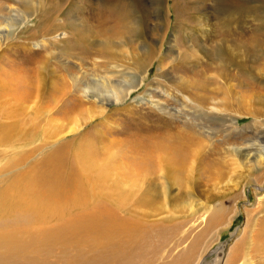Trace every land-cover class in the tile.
<instances>
[{"label": "rangeland", "instance_id": "374dc122", "mask_svg": "<svg viewBox=\"0 0 264 264\" xmlns=\"http://www.w3.org/2000/svg\"><path fill=\"white\" fill-rule=\"evenodd\" d=\"M21 1L0 0V68L36 71L41 94L36 100H18V104L0 93V126L8 129L17 151L29 152L24 164V161L14 160L11 169H1L2 172L17 175L24 166L40 163L48 152L69 142L63 156L79 173V179L86 181L85 174L104 178L109 173L116 186L113 182L107 183L109 179L97 182V188L101 186L96 193L90 195L83 191L77 204L65 206L66 218H75L80 212L85 215L90 208L106 205L111 213V223L118 227L134 221L144 233L143 239L130 244L116 257L117 264H262L264 254H256L253 245L264 234V54L257 55L253 64L258 66L254 71L241 72L237 80L219 75L220 69L207 56L210 45L206 40L208 34H214L222 25L217 0H176V5L174 0H56L55 21L50 18L54 31L45 43L42 37H29L32 28V31L36 29V35L39 32L36 26L40 12L33 16L27 12V19L24 18ZM247 5L254 8L246 13L244 20L254 34L257 32L256 35L262 36L264 0H252ZM118 18L131 25L132 33L125 34L122 52H116L120 57L116 63H103L101 60L105 58L93 51L92 55L88 52L73 56L64 53L73 43L69 40L73 39L74 28H87L88 24L107 20L105 26L112 30ZM15 26L20 28L15 29ZM95 29L90 36L95 35L93 41L99 43L103 38ZM152 48L157 52L155 58L144 67L147 71L140 69L139 73L140 76L145 74L146 78L123 100L116 103L92 101L91 93L85 97L74 88L73 94L84 103L72 111L61 112L57 110L61 102L48 101L47 90L58 84L55 82L58 75L68 82H72L73 74L78 81L85 75L102 77L106 74L120 80L124 78V72L133 71V64L145 59V52L149 54ZM184 55L197 59H185ZM159 63L163 65L162 71ZM112 65H120L118 75L112 72ZM136 71L134 69L135 75ZM164 72H171V76ZM182 78L190 84L195 79L203 80L200 84L206 88L202 92L206 97L210 96L205 108L215 104L220 106L216 102L227 98L228 111H220V114L236 117L237 128L223 127L221 123L226 121L229 125L231 120L218 117L219 112L204 113L185 103L182 93L188 96L190 86L184 91L175 88ZM223 82L227 89H221ZM153 89L154 97L166 102V109L150 105L147 97ZM170 118L177 126H191L194 132H201L199 137L203 145L196 148L185 165L178 169L162 166L154 171L155 174L141 179L143 183L139 180V190L131 184L130 178L117 177L112 169L133 156L132 142L144 134L160 131L170 123ZM86 142L90 143L94 154L85 151ZM214 146L220 150V155H213L221 161L218 168L210 167L209 163L212 156L208 157V150ZM232 147L239 150L232 151ZM8 154L6 152L4 157ZM107 184L109 193H105ZM147 188L151 189V196L144 198L145 201L138 199L143 190H146L144 195L148 192ZM51 222L46 219L45 225ZM81 235L77 230L75 237ZM83 247L79 256L75 247L56 248L44 264L108 262L107 252L93 253L87 245Z\"/></svg>", "mask_w": 264, "mask_h": 264}, {"label": "bare ground", "instance_id": "6f19581e", "mask_svg": "<svg viewBox=\"0 0 264 264\" xmlns=\"http://www.w3.org/2000/svg\"><path fill=\"white\" fill-rule=\"evenodd\" d=\"M55 1L56 0L21 1L24 3L22 6L25 10L24 18L27 19V17H25L27 12L30 14L29 16L35 12L37 14L40 12V21L36 26L39 32L36 35V29L34 28L35 30L32 31V28L30 31V38L39 36L42 37V42L45 43V39L49 38L48 35L54 31V24H50V18L54 20ZM250 1L252 0H217V5L220 8V16L222 17V25L217 32L208 34V38H206L210 45L207 56L209 55L210 61L217 65V69H220L219 75L228 80L239 77L241 72L251 73L254 71V68L258 66L257 64H253L257 61V55L260 53L264 54V31L263 34L261 33L262 36L256 35L257 32L254 34L250 26L247 25V20H244L246 13H250L254 8L247 5ZM105 2L101 3L104 4ZM174 4L176 5V0H174ZM47 5H49V8L46 7ZM118 19L116 20L117 22L115 21V26L112 30H110L111 28L108 26H105L107 20L97 21L96 24H88L87 28H74L71 33L73 39L69 40L73 43L65 48L64 53L73 56L75 53L88 52L92 55L93 52H95L101 54V56L105 58L101 60L103 63H116L120 58L117 57L116 52H122V40L125 38V34L132 30L130 24L123 23L122 19ZM20 22L23 23L24 21L21 20ZM6 23L10 22L6 20ZM7 25L8 24H6V26ZM20 25L22 26V24ZM261 25L264 26V20H261ZM68 26L70 27L71 25ZM18 27L15 29H18ZM95 28H97V31L101 33L100 35H102L101 37L103 38L101 41L99 40V43H94L93 38L95 35L90 36V34L93 33V29L96 30ZM237 28H239V31H237ZM1 34L0 30V38H2ZM214 39L216 40L215 42L213 41ZM89 43L98 45H89L88 47L87 44ZM63 44L65 45V43ZM89 48H92V50L89 51ZM156 53L154 48H152L149 54L145 52V59L135 62L133 64V71L124 72V78L120 80L113 79L111 75L106 74L107 76L103 75L102 77L85 75L84 79L78 81L74 74L71 73L73 74V77H71L73 80L72 82H68L64 76L58 75L56 77L57 81H55L56 83L58 82V84H53V86L49 87L47 90L48 101L55 103L61 102L62 104L60 107H57V110L68 113L84 103L83 100H79L80 98L77 97L76 94H73L72 89L78 88L85 97H87L86 94L91 93L90 96L93 97L92 101L98 100L100 102H105V100H107L113 101L114 103L119 102L123 100L125 96L129 95L130 92L139 87L141 81L146 78L145 74L143 76L139 75V73L141 74L140 69L145 70V66H149L146 64L152 62ZM141 56L144 55L142 54ZM179 56H177V58ZM184 56L185 59H197L196 56ZM119 67L120 65H112V72L118 75L120 72V69H118ZM230 67H233L234 70ZM134 69L137 70V75H135ZM159 70H163L162 63H159ZM163 74L171 76V72H164ZM36 75V71L30 68L23 70H7L5 68H0V93L5 96L7 95L9 100H13L14 103L18 104V100H36L39 94H41L40 82L37 80ZM200 81L195 79L190 84V81H184L182 78L179 84H177L178 87L175 88L180 91H184V88L190 86V89L187 88L188 96L182 93L184 102H188L197 108V110L199 109V111L201 110L204 113L218 114L219 112L220 114V111H228L226 109H228L227 106L229 105H227V101L225 100L227 98L225 97L224 100L223 98H218L219 100L216 103L220 106H215V104L205 108L204 105L210 100V96L206 97L204 95L202 91L206 86L204 85L203 87ZM215 83L217 85V82ZM211 86H214V83ZM220 87L221 89H227L228 86L226 82H223V85ZM161 88L164 89L163 87ZM217 89L218 88H216V91ZM229 90H231V87H229ZM154 92L155 89L150 90L148 93L147 98L150 105L160 108L161 110L166 109L168 107L166 102L160 98H155ZM185 103L182 104L181 102L183 106H186ZM218 109L219 111H217ZM220 115L218 117L222 119L229 118L231 120L229 125L225 124L226 121L221 123L223 127H228L229 129L237 128L236 117H232L229 114ZM251 116L254 115L252 114ZM175 123V120L171 119L170 123L160 131L157 129L155 132L144 134V136L137 138L138 140L133 141L130 146V151L133 156L126 159L119 167L112 169L115 175L117 177L130 178L131 184L137 186L139 180L142 182L141 179L146 178V176L153 173L159 167L163 166L169 169H178L185 165L189 156L194 154L196 148L203 145L201 143L203 140L199 137V134L202 133L199 131L197 133L194 132L191 126L186 128L184 125L177 126ZM68 143L69 142H65L59 148L48 152L49 154L45 159L41 160L40 163L24 166V168H22L23 170L20 169L17 172V175L10 172H2V170H6L7 168L11 169L14 160L19 163L24 161V164L25 158L29 152L22 154L17 151L11 141L8 129L4 126H0V264H44L47 258L52 256L56 248L75 247V249L77 248L76 255H80L85 245H87L93 253L107 252L109 254L107 256L109 259L108 262L98 263L97 261L96 263L94 261L96 264H117L118 260L116 257H118L119 254H123L130 244H136L144 238V233L134 221L130 222L129 225L120 224L118 227L114 223H111V213L106 209V205L90 208L85 215H83V212H80L75 218H66L67 214L64 213L65 206L68 204H77V199L83 194V191H88L90 195L96 193V190L101 186L97 188V182H103L102 179L105 182V180L108 181L109 179L107 183L113 182L114 187L116 186L115 181L110 178L111 174L109 173L105 174L104 178H97L85 174L84 178L86 181L79 179V173L73 169L70 163H67L63 156V150ZM86 146L85 151L87 150L88 153L94 154L95 151L90 146V143L86 142ZM233 149L236 151L239 150L238 147H232V151ZM208 151V157L212 156L209 158L210 167L215 166L218 168L221 161H219L218 157H214L213 155H220L219 148L214 146L209 148ZM6 152L9 154L4 157ZM94 157L95 156H90V158ZM21 170L22 172H20ZM12 176L14 177L11 180H6ZM117 183L120 182L117 180ZM107 185L108 190L105 193L110 192V186L109 184ZM121 190V188L120 190L118 189V193ZM147 190L148 192L145 195L144 192L146 190H143L138 199L144 200V198L151 196V189L147 188ZM157 194L156 196H158ZM115 195L117 196V193H115ZM46 219H51L52 222L49 225H45ZM111 228H116V230H112ZM77 230L82 235L75 237ZM257 243H259V245ZM253 246V251L256 252V254H264V234L256 239V243ZM262 264H264V258Z\"/></svg>", "mask_w": 264, "mask_h": 264}]
</instances>
